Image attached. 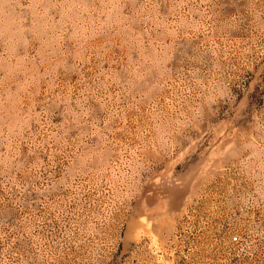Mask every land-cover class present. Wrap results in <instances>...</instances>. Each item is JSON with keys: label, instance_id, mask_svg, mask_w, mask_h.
<instances>
[{"label": "rangeland", "instance_id": "obj_1", "mask_svg": "<svg viewBox=\"0 0 264 264\" xmlns=\"http://www.w3.org/2000/svg\"><path fill=\"white\" fill-rule=\"evenodd\" d=\"M0 264H264V0H0Z\"/></svg>", "mask_w": 264, "mask_h": 264}, {"label": "built area", "instance_id": "obj_2", "mask_svg": "<svg viewBox=\"0 0 264 264\" xmlns=\"http://www.w3.org/2000/svg\"><path fill=\"white\" fill-rule=\"evenodd\" d=\"M233 240H234V241H237V238H234Z\"/></svg>", "mask_w": 264, "mask_h": 264}]
</instances>
